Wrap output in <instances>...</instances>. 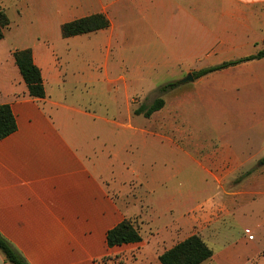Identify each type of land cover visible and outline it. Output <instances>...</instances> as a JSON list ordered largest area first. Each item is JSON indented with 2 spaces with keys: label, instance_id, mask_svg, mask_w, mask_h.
Segmentation results:
<instances>
[{
  "label": "crops",
  "instance_id": "crops-1",
  "mask_svg": "<svg viewBox=\"0 0 264 264\" xmlns=\"http://www.w3.org/2000/svg\"><path fill=\"white\" fill-rule=\"evenodd\" d=\"M0 3L10 19L0 40V105L11 106L17 124L0 139V234L28 264H161L193 235L213 251L202 264H264V57L193 76L264 51V0ZM96 14L107 29L62 36L64 24ZM26 49L43 99L29 95L16 65L13 53ZM157 81L180 84L163 95L165 84L158 87L165 104L152 116L179 120L93 109L105 84L119 94L128 83L126 107ZM197 130L212 136V163L241 164L185 171L200 167L189 148L200 143L184 139ZM252 162L259 168L248 171ZM124 220L142 241L110 247L108 232ZM0 264H11L1 251Z\"/></svg>",
  "mask_w": 264,
  "mask_h": 264
},
{
  "label": "trees",
  "instance_id": "trees-1",
  "mask_svg": "<svg viewBox=\"0 0 264 264\" xmlns=\"http://www.w3.org/2000/svg\"><path fill=\"white\" fill-rule=\"evenodd\" d=\"M10 26V19L4 10H0V40L5 36V32ZM110 26L109 20L102 14H96L81 19L74 20L62 26V36L70 38L74 36L94 33L107 29ZM16 65L26 83L29 95L33 98H45V88L40 69L34 64L31 49L19 50L13 53ZM264 57V51L259 52L245 60L227 62L216 67H210L194 72V78L206 76L212 72L235 66L243 61L260 59ZM180 83H168L160 87L159 92L163 95L175 89ZM165 102L163 98H157L150 106L142 105L135 110V115H143L150 118L155 112L161 110ZM17 129L16 119L12 108L8 104L0 105V139H4L14 133ZM110 247L124 244L138 243L142 241L139 230L132 221L124 220L115 228L111 229L107 235ZM0 251L5 255L11 264H28V262L18 253V251L0 234ZM213 256L212 249L206 244L200 235H193L185 241L177 244L172 249L160 256L161 264H202L210 260Z\"/></svg>",
  "mask_w": 264,
  "mask_h": 264
},
{
  "label": "rangeland",
  "instance_id": "rangeland-1",
  "mask_svg": "<svg viewBox=\"0 0 264 264\" xmlns=\"http://www.w3.org/2000/svg\"><path fill=\"white\" fill-rule=\"evenodd\" d=\"M1 4V3H0ZM1 6V5H0ZM1 10V9H0ZM121 74L126 75L129 72V67H121ZM159 76V74H157ZM159 77H170L168 74L161 75ZM167 83H172L171 81L167 82H162V81H157L153 83V88L149 90H144L142 93H138L136 96L131 95L129 97V105L125 104L126 99L124 98L125 92L128 88V83H121V93H115V88L113 85H107L105 84V88L103 90V93H100L98 96V99L101 101V104L94 103L93 109L97 110L98 112H101L105 114L106 116H109L110 118L115 117L117 114V110H121V117L124 120V116L128 114V111L126 109L130 110V114L133 116L134 111L138 109L141 105H146L150 106L152 103L159 97V93L157 92V89L160 85L162 84H167ZM186 87H189V84H185ZM128 100V99H127ZM191 116V115H188ZM138 119L143 120V118L139 117ZM178 119V115L168 113L167 115H162V114H157L154 116H151L149 121L153 123H158L160 121L168 120V121H176ZM179 120V119H178ZM154 132H160L159 130H156L155 128L153 129ZM187 131V130H186ZM174 131L168 130V133H171ZM195 133V132H194ZM197 139H191V136H185L184 139H190V143H196L199 142V146H189V148L193 149L195 152H198L201 158L199 159L200 162L198 163L200 167L195 166L193 164L186 165L185 171H196V170H208L212 171V165H216V170H222V171H227L230 169V165L233 166H239L241 163H228V162H217V163H212V157H208V155H212V136H209L206 131L202 130H197ZM249 139L252 141L251 144H258L259 139L256 138L252 132H249ZM176 138H173V141L175 142ZM242 141H246V138L241 139ZM189 144H186L188 147ZM185 146V147H186ZM248 167L246 168L248 171L254 170L259 168V162H252V163H247ZM196 167V168H195ZM243 170V172L247 171ZM241 172V175L242 173ZM245 173H243L242 176H244ZM242 176H238L236 178V181L240 180ZM211 197V196H209ZM208 206L207 209L212 212V200L208 199L207 201Z\"/></svg>",
  "mask_w": 264,
  "mask_h": 264
},
{
  "label": "water",
  "instance_id": "water-1",
  "mask_svg": "<svg viewBox=\"0 0 264 264\" xmlns=\"http://www.w3.org/2000/svg\"><path fill=\"white\" fill-rule=\"evenodd\" d=\"M186 80H193L192 75H190Z\"/></svg>",
  "mask_w": 264,
  "mask_h": 264
}]
</instances>
